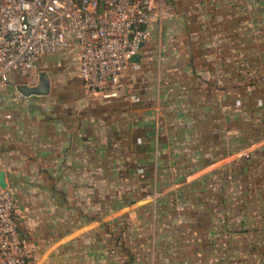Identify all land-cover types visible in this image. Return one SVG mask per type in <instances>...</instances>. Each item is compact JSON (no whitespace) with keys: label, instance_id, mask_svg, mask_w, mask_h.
Instances as JSON below:
<instances>
[{"label":"crops","instance_id":"1","mask_svg":"<svg viewBox=\"0 0 264 264\" xmlns=\"http://www.w3.org/2000/svg\"><path fill=\"white\" fill-rule=\"evenodd\" d=\"M155 8L116 97L83 87L74 40L0 90V170L30 264H195L216 241L229 264L230 207L251 193L264 251V0Z\"/></svg>","mask_w":264,"mask_h":264},{"label":"built area","instance_id":"2","mask_svg":"<svg viewBox=\"0 0 264 264\" xmlns=\"http://www.w3.org/2000/svg\"><path fill=\"white\" fill-rule=\"evenodd\" d=\"M157 0H1L0 90L10 74H26L43 54L79 49V76L88 91L116 97L129 58L150 38ZM15 97L24 98L17 89ZM5 117H10L6 114ZM32 249L15 217L11 190L0 187V264H30Z\"/></svg>","mask_w":264,"mask_h":264},{"label":"rangeland","instance_id":"3","mask_svg":"<svg viewBox=\"0 0 264 264\" xmlns=\"http://www.w3.org/2000/svg\"><path fill=\"white\" fill-rule=\"evenodd\" d=\"M255 195L253 193L248 196V201L244 208L234 209V204L230 207L231 233L232 240L230 245L231 260L229 264H264V251L258 247L261 241V234L256 233L255 229ZM243 217L246 225H236L235 218ZM264 225V224H263ZM263 236V235H262ZM215 254L205 259L203 257L194 259L195 264H228L224 257L222 244L215 242ZM264 246V245H262ZM213 254V253H210ZM225 258V260H224ZM177 262V260L173 261ZM179 262V261H178ZM182 262V261H180ZM193 263V261H192Z\"/></svg>","mask_w":264,"mask_h":264},{"label":"water","instance_id":"4","mask_svg":"<svg viewBox=\"0 0 264 264\" xmlns=\"http://www.w3.org/2000/svg\"><path fill=\"white\" fill-rule=\"evenodd\" d=\"M139 58H140V54L136 53V54L132 55L128 61L131 63H135L139 60ZM18 91L24 96H28L31 94L45 93L47 91V83L44 82L43 84H40L38 86L24 85L23 87L18 89ZM0 187L6 188L5 175H4V172L2 170H0Z\"/></svg>","mask_w":264,"mask_h":264}]
</instances>
